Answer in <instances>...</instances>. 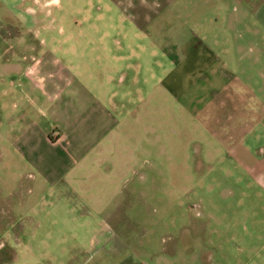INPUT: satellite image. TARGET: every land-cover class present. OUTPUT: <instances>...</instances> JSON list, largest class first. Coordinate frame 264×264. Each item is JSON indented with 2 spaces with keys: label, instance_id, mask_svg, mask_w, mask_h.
I'll use <instances>...</instances> for the list:
<instances>
[{
  "label": "crops",
  "instance_id": "0c3cea01",
  "mask_svg": "<svg viewBox=\"0 0 264 264\" xmlns=\"http://www.w3.org/2000/svg\"><path fill=\"white\" fill-rule=\"evenodd\" d=\"M27 1L0 4L26 15ZM108 1L105 14L87 13L85 31L42 36L40 17L22 19L19 44L0 53V162L15 183L32 182L30 198L82 247L98 239V225L111 229V219L100 222L113 212L105 200L117 198L143 151H169L176 132L184 150L197 130L206 165L231 174L245 166L264 188V76L254 86L228 74L219 54L235 39L264 46V0Z\"/></svg>",
  "mask_w": 264,
  "mask_h": 264
},
{
  "label": "rangeland",
  "instance_id": "374dc122",
  "mask_svg": "<svg viewBox=\"0 0 264 264\" xmlns=\"http://www.w3.org/2000/svg\"><path fill=\"white\" fill-rule=\"evenodd\" d=\"M60 2L62 10L50 7L47 12L29 0L24 5L30 9L26 15L20 5L8 10L0 4V53L19 44L22 29L27 28L22 19L40 17L42 36L61 28L85 31L87 13L105 14L109 1ZM72 17L79 20L76 26ZM205 39L211 40L214 51V38ZM235 41L228 46L235 47L233 52L219 53L227 73L252 80L256 86L253 79L264 76V64L256 60L264 47L261 38ZM193 131L184 150L183 134L176 132L169 151L152 155L143 151L117 198L105 200L104 206L113 212L99 221L111 219V229L98 225L94 234L98 239L83 247L79 239H72L77 232L64 228L55 215L30 198L32 182L21 178L15 183L1 161L0 264H264V188L245 166H234L231 174L224 166L206 165L195 142L198 132ZM89 234L83 232L86 237ZM104 239L107 242L101 244Z\"/></svg>",
  "mask_w": 264,
  "mask_h": 264
}]
</instances>
